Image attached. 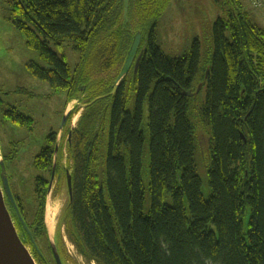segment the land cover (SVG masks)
I'll use <instances>...</instances> for the list:
<instances>
[{
    "label": "trees",
    "instance_id": "16d2710c",
    "mask_svg": "<svg viewBox=\"0 0 264 264\" xmlns=\"http://www.w3.org/2000/svg\"><path fill=\"white\" fill-rule=\"evenodd\" d=\"M150 2L130 0L126 21L125 0H11L14 26L45 65L30 63L32 75L56 92L66 91V105L82 93L91 104L75 133L74 197L57 228L62 261L66 226L71 243L97 264H264V28L251 20L241 0H227L230 9L213 23L206 95L198 107L200 93L192 98L184 93L196 92L200 42L182 56L167 55L156 25L132 27L147 23ZM139 32L138 72L133 70L114 95L105 79L79 76L64 54L70 43L85 57L109 36L118 42L124 64ZM0 116L34 129L31 116L1 97ZM57 136L51 132L48 146L34 159L41 174H35L30 208L14 191L8 169L19 143L6 156L0 141L10 188L38 248L13 210L17 227L42 264H56L46 212ZM198 146L206 152L207 195L198 175ZM57 178L63 183L65 173ZM167 195L172 204L165 202Z\"/></svg>",
    "mask_w": 264,
    "mask_h": 264
},
{
    "label": "rangeland",
    "instance_id": "374dc122",
    "mask_svg": "<svg viewBox=\"0 0 264 264\" xmlns=\"http://www.w3.org/2000/svg\"><path fill=\"white\" fill-rule=\"evenodd\" d=\"M261 2V7L257 9L251 5L250 0H241L243 10L249 13L251 20L264 28V0H261ZM148 7L149 9L146 11L148 15L147 23L143 26L134 24L132 27L147 30L156 25L158 43L167 55L171 57L182 56L191 51L195 40L200 42V72L196 78L194 89L197 91L201 88L199 96L195 98L197 106H201L206 95L204 78L208 72L205 69L209 66L208 60L214 47L213 23L219 16L225 15V10L230 9L227 0H219L218 2L216 0H151ZM130 17L132 21L134 15L132 14ZM108 37L106 36L105 39L97 41L93 46V50H90L85 57L74 50L70 43L66 45L64 54L67 56L68 64L72 70H78V75L82 76L83 79L88 80L89 78L92 82H97L102 78L105 79L106 84H111L116 75L120 73L124 65L123 62H120V46L117 41L115 42ZM53 49L57 50L55 47ZM58 53L60 54L59 51ZM115 58H118V63ZM30 63L45 67L39 53L27 46L24 34L14 26L11 0H0V97L7 106L18 107L20 111L31 116L35 121L34 129L30 132L26 128L5 123L3 117L0 116V141L2 142L4 155H10L14 147L13 143H19L17 146L18 157L8 169L13 177L14 191L20 196L27 208H30L33 202L35 174H41L33 168L34 159L48 144V135L51 132H57L58 134L61 131L59 138L62 135V140L60 139L57 144L59 145L57 147L60 156L58 157L55 154V158L56 161L60 158L62 165L72 169L71 163L69 164L70 151L67 148V134L64 133L68 122L62 126L63 112L66 111L65 114L70 115L71 111H74L77 107L79 108L72 117L73 120H70L71 123H68V128L74 130L78 128L84 111L89 106V104L87 105L88 95L84 93L66 106L67 92H56L48 83L34 77L28 68ZM22 90L24 91L22 92ZM66 107L67 109H65ZM147 111L146 106L145 116H147ZM191 113L192 118H194L193 111ZM63 134L65 135L63 136ZM198 147L196 156L198 175L204 183V194L207 195L209 188L205 164L206 152L204 153L201 147ZM146 172L147 158L144 164V176L148 184ZM165 202L172 204L173 199L167 195ZM49 203L54 208H58V218L52 233L49 231L46 212V224L49 234L56 239L58 224L68 203L65 182L63 184L55 179L52 189L49 190L47 210ZM150 205L151 200L147 196L146 213L149 212ZM7 207L22 242L32 254L35 262L42 264L36 260L25 233L17 227V221L13 215L14 209L9 203H7ZM62 235L65 264H97L84 257L71 243L66 226L62 228Z\"/></svg>",
    "mask_w": 264,
    "mask_h": 264
},
{
    "label": "water",
    "instance_id": "95a60500",
    "mask_svg": "<svg viewBox=\"0 0 264 264\" xmlns=\"http://www.w3.org/2000/svg\"><path fill=\"white\" fill-rule=\"evenodd\" d=\"M129 12H130V0H125V9H124V17L126 21L129 19ZM142 42V32H139L134 37L133 43L131 48L128 52L126 61L124 66L121 70V73L118 77V81L123 80L130 70L132 69L134 63V74L136 75L138 72V68L143 57V53H139V49ZM199 88L195 93L192 91L185 92L184 94L188 98H192L200 93ZM85 87L83 88V91ZM115 92V91H114ZM103 97L97 98L95 101L102 99ZM86 107V106H84ZM67 117L65 116L63 119L62 126L66 122ZM243 138L246 142V138L243 135ZM1 153V149H0ZM55 154H58V147H56ZM145 154L147 155L146 151ZM55 171H56V163L53 167V174L51 183H53L55 178ZM68 187L70 192L72 193V177L71 175L68 176ZM52 188V184L50 189ZM14 209L15 213L18 216L20 223L23 227L27 230L29 236L33 239L32 232L29 230L27 224L25 223L23 217L21 216L17 204L15 202L12 190L10 188V183L7 174V168L2 158L0 159V264H37L29 252L27 247L22 242L21 238L18 235V231L12 219L11 213L7 207V201ZM51 249L56 261V264H64L61 258V254L57 245V242L54 238H52L49 234ZM36 245V243H35ZM37 246V245H36ZM38 248V247H37Z\"/></svg>",
    "mask_w": 264,
    "mask_h": 264
},
{
    "label": "flooded vegetation",
    "instance_id": "af4514ba",
    "mask_svg": "<svg viewBox=\"0 0 264 264\" xmlns=\"http://www.w3.org/2000/svg\"><path fill=\"white\" fill-rule=\"evenodd\" d=\"M140 49H141V46H140ZM140 49H139V52H140ZM138 55H139V53H138ZM134 65H135V63H134ZM134 65H133V67H132V69L130 70V72L128 73V75L127 76H129L130 74H131V72L134 70ZM121 73V72H120ZM120 73L119 74H117L116 75V77H115V80L111 83L112 84V87H113V91H112V95H114L115 94V92H117L118 90H120L122 87H123V84H124V81H125V79L127 78V76L123 79V80H121V81H118V77H119V75H120ZM115 91V92H114ZM100 98V97H99ZM103 99V98H102ZM98 101V100H97ZM97 101H94V102H97ZM88 105V104H87ZM89 105H91V104H89ZM66 106H68V105H66ZM89 107V106H88ZM65 109H67V107L65 108ZM65 111V110H64ZM66 112V111H65ZM65 112H63V117H67V119H66V122L64 123V125H66V123L68 122V123H71V121L73 120V116H74V114L72 115V112L73 111H71L70 113V115L69 114H65ZM64 119V118H63ZM71 120V121H70ZM62 122H63V120H62ZM61 122V123H62ZM68 123H67V126H66V129H65V131H64V133L65 134H67V148H68V150L69 151H71V154L73 155V156H70V154H69V158H71V159H69V164L71 163V168L72 169H70V167H67V166H64V165H62L61 164V161H59L58 163H59V165L57 164V161H58V159H57V161H56V158H55V150H56V147L58 146L59 147V145H57L58 143H59V141H60V139H61V137H62V135H61V137L59 138V134H60V132L61 131H59V133H58V136H57V142H56V144H55V146H54V161H53V164H55L56 163V171H55V178H54V181H55V179L57 180V182H58V178L57 177H60L63 173H65V185H66V187H67V192H68V203H69V201L70 202H72V200H73V197H74V187H75V185H76V183H77V179H76V168H75V165L74 164H76V159H75V157H76V155L77 154H75V153H73V149H74V147H77V143H76V140H75V133H76V128L73 130L72 128L71 129H69L68 127ZM68 129V130H67ZM65 134H63V136L65 135ZM62 140V139H61ZM47 143H48V141H47ZM48 146V144L44 147V148H46ZM43 148V149H44ZM71 149V150H70ZM58 155V157L60 156L59 155V153L57 154ZM58 168V169H57ZM69 175H71V177H72V193L70 192V190H69V187H68V176ZM60 179V178H59ZM52 180V179H51ZM54 181H53V183H51L52 184V187H53V184H54ZM64 182H63V184H64ZM51 184H50V186H51ZM52 189V188H51ZM49 190H50V187H49ZM68 203L66 204V206L68 205ZM12 216V215H11ZM26 223V222H25ZM33 240V242H35V240H34V238L32 239ZM36 243V242H35ZM37 245V244H36ZM38 247V245L36 246V248Z\"/></svg>",
    "mask_w": 264,
    "mask_h": 264
},
{
    "label": "bare ground",
    "instance_id": "6f19581e",
    "mask_svg": "<svg viewBox=\"0 0 264 264\" xmlns=\"http://www.w3.org/2000/svg\"><path fill=\"white\" fill-rule=\"evenodd\" d=\"M0 159H1V153H0ZM50 204L51 203H49L48 210H47V224L49 226V231L52 233V232H54L55 223H56V220L58 218V208H54Z\"/></svg>",
    "mask_w": 264,
    "mask_h": 264
},
{
    "label": "built area",
    "instance_id": "2783aa9c",
    "mask_svg": "<svg viewBox=\"0 0 264 264\" xmlns=\"http://www.w3.org/2000/svg\"><path fill=\"white\" fill-rule=\"evenodd\" d=\"M254 7H261L262 3L260 0H251Z\"/></svg>",
    "mask_w": 264,
    "mask_h": 264
}]
</instances>
